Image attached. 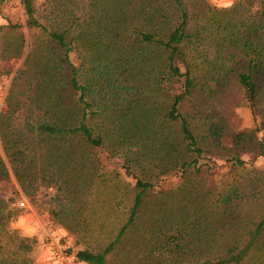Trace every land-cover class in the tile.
I'll return each mask as SVG.
<instances>
[{
	"label": "trees",
	"instance_id": "16d2710c",
	"mask_svg": "<svg viewBox=\"0 0 264 264\" xmlns=\"http://www.w3.org/2000/svg\"><path fill=\"white\" fill-rule=\"evenodd\" d=\"M18 3L23 22L0 26V36H30L10 51L23 63L0 115V183L14 176L26 198L45 181L60 184L57 194L69 192L48 167L28 170L42 160L29 149L30 133L78 141L84 151L108 148L146 170L136 169L131 187L112 184V200L100 205L112 229L98 240L94 228L105 221L85 199L91 189L70 185L83 218L73 221L74 234L89 238L73 255L78 264H254L264 248V171L248 169L211 203L196 179L198 160L217 149L234 154L239 166L241 154L264 157L257 140L264 129V0L202 13L185 0H88L75 9L70 0H45L41 10L34 0ZM38 103L37 122L26 120L12 134L13 117ZM237 108L248 111L250 128L229 126ZM88 166L93 171L83 159L81 169ZM0 206L6 222L18 214ZM2 234L14 246L3 255L7 244L0 245V264H31L33 240L8 226Z\"/></svg>",
	"mask_w": 264,
	"mask_h": 264
},
{
	"label": "rangeland",
	"instance_id": "374dc122",
	"mask_svg": "<svg viewBox=\"0 0 264 264\" xmlns=\"http://www.w3.org/2000/svg\"><path fill=\"white\" fill-rule=\"evenodd\" d=\"M185 1L193 2L195 6L188 5L196 9L198 13H202L207 7L227 8L233 0ZM34 2L35 6L41 10L45 0H34ZM70 3V7L74 6L72 9H75L76 7H83L88 3V0H70ZM7 22L13 24L23 22L18 0H5L3 4H0V26ZM21 40L26 42L30 40L29 33L26 30L16 34L7 33L0 36V70L5 67L8 71V75L3 78L0 77V115L6 110L4 101L11 80L23 63L21 59L10 58V56H13L10 52L13 49L12 47L20 43ZM26 93L28 98L33 97L31 92ZM38 98L41 99L42 96ZM40 106L38 103L33 108L26 107L20 110L13 117L11 133L19 135L24 129L26 120L34 125L37 122L35 119V115L38 113L37 108ZM229 126L235 131L250 128L252 123L248 111L245 108L235 109L230 118ZM31 135L30 133L31 145L29 149L33 155L41 156L42 160L37 163V159H35L32 163H36H31L32 165L30 164L28 170L37 175V171L42 170L37 168L48 167L49 169L44 170L50 175L55 173L61 182H68L69 192L63 194L58 192L59 194H57V187L60 184L54 187V184L49 185L50 182H48L47 185L45 181V184L40 185L39 191L34 197L26 198L14 176L11 175L10 180L7 182H1L0 200L4 205H7L8 209H17L18 214L8 222L3 218L0 219V245L5 247V243H8L2 234V229L8 226L9 229L14 230L21 237L33 240L32 251L29 255L32 261L31 264H58L52 261L50 257L49 247L52 243L56 244L66 255L67 260L64 264H78L73 255L76 251L84 248V241L87 240L88 236L85 238L82 235L74 234L76 233L74 228L77 227V224L73 221L82 220L83 218H81L82 214L78 215L76 212V208L79 209V201H70L69 199L74 194V190H70V185L87 184L91 189V195L85 199L94 206L96 205L95 218L101 217L105 221L101 230L98 227L94 228L95 234L92 238L98 240L99 236L106 237L112 229L113 218L107 216L105 208H100L101 204L106 205L107 202L112 200L110 196L112 184L118 183L122 186L131 187L135 183L133 175L140 176V172L137 170L144 171L146 169H134L124 159L110 153L108 148H94L84 151L78 141H66V139L57 138L47 139L45 137L37 139L34 137L35 135ZM257 140L264 144V129L257 135ZM0 153H2L1 144ZM234 156L229 151L225 154L217 149L214 150V154L210 156L203 155V158L198 160V165H202L203 168L200 176L196 179V184L200 185L201 191L210 192V196L202 193L205 198L209 199L210 203L214 202L220 192L231 185L240 175L245 174L248 169L264 171V157L252 159L251 155L241 154L239 159L244 164L239 166L233 162ZM82 158L87 161V164L92 163L93 171L90 166H88V169H81ZM170 185L172 184L169 183ZM165 189L166 186L163 187L164 191ZM20 203H23L24 207H20ZM69 205H71V208H69ZM70 229L71 231H69ZM11 244L14 246L13 243ZM12 246L7 244V247L2 251L3 255L11 251ZM253 262L254 264H264V248Z\"/></svg>",
	"mask_w": 264,
	"mask_h": 264
},
{
	"label": "built area",
	"instance_id": "2783aa9c",
	"mask_svg": "<svg viewBox=\"0 0 264 264\" xmlns=\"http://www.w3.org/2000/svg\"><path fill=\"white\" fill-rule=\"evenodd\" d=\"M19 205L20 207H24L23 203H20ZM49 253H50L51 260L54 261L55 263L64 264L67 260L64 252L54 243L50 245Z\"/></svg>",
	"mask_w": 264,
	"mask_h": 264
}]
</instances>
